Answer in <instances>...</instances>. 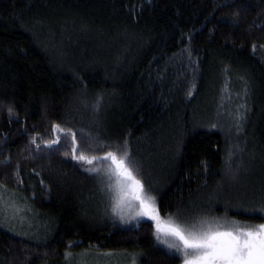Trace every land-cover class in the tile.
<instances>
[{
    "label": "trees",
    "instance_id": "16d2710c",
    "mask_svg": "<svg viewBox=\"0 0 264 264\" xmlns=\"http://www.w3.org/2000/svg\"><path fill=\"white\" fill-rule=\"evenodd\" d=\"M54 125L77 155L127 141L162 216L264 223V0H0V186L49 226H0V264H181L150 221L114 220L70 134L45 148Z\"/></svg>",
    "mask_w": 264,
    "mask_h": 264
},
{
    "label": "snow or ice",
    "instance_id": "6c2138e0",
    "mask_svg": "<svg viewBox=\"0 0 264 264\" xmlns=\"http://www.w3.org/2000/svg\"><path fill=\"white\" fill-rule=\"evenodd\" d=\"M96 107H99V99ZM52 130L56 139L46 143L45 148L59 145L61 139L70 134L72 159L92 165L85 171L106 177L113 200L112 212L137 222L139 218L152 221L154 239L182 257V264H264V223L241 226L239 222L226 218L204 216L189 220L181 219L178 213L162 216L156 198L149 194L136 162L131 159L127 141L122 150L117 147L103 155L89 157L77 155L75 132L66 133L59 125H54ZM103 147L100 146L101 149ZM97 164L104 166H94Z\"/></svg>",
    "mask_w": 264,
    "mask_h": 264
},
{
    "label": "rangeland",
    "instance_id": "374dc122",
    "mask_svg": "<svg viewBox=\"0 0 264 264\" xmlns=\"http://www.w3.org/2000/svg\"><path fill=\"white\" fill-rule=\"evenodd\" d=\"M100 165L99 167H103ZM92 167V166H91ZM96 174V173H95ZM98 178L104 181L99 174ZM104 187L109 194L107 188V180L104 181ZM113 204V200L111 199ZM114 220L122 223H132L135 220L129 219L127 216L121 218L120 215L112 212ZM142 219V218H141ZM152 223V221H150ZM0 226L9 230L13 234L23 237L24 239L39 240L44 237L49 226L41 219L40 214L33 210L26 201L22 193L13 192L0 186ZM243 226V225H241ZM69 258L66 259V253L62 256L60 263L52 264H131L130 259L126 256L118 255L113 252L92 251L88 249H79L77 251H68ZM87 253V255H85ZM104 253H112L111 256L102 255ZM182 264V263H181Z\"/></svg>",
    "mask_w": 264,
    "mask_h": 264
}]
</instances>
